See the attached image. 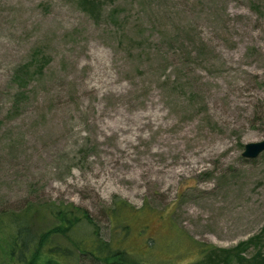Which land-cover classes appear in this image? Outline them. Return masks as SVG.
Here are the masks:
<instances>
[{"label":"rangeland","instance_id":"1","mask_svg":"<svg viewBox=\"0 0 264 264\" xmlns=\"http://www.w3.org/2000/svg\"><path fill=\"white\" fill-rule=\"evenodd\" d=\"M262 140L264 0H0V215L74 204L110 240L124 200L143 264H193L188 237L251 259Z\"/></svg>","mask_w":264,"mask_h":264},{"label":"trees","instance_id":"2","mask_svg":"<svg viewBox=\"0 0 264 264\" xmlns=\"http://www.w3.org/2000/svg\"><path fill=\"white\" fill-rule=\"evenodd\" d=\"M111 206L108 210L110 240L104 238L101 226L90 212L74 204L44 205V216L55 222L43 232L34 231L33 212L36 216L41 209L32 205L21 213L1 214L0 264H79L82 257L99 264H143L145 258H139L127 248L128 242L125 246L122 242L130 237L132 220L140 218L146 206L138 209L124 200H115ZM140 233H146L144 225ZM179 233L177 230L176 235ZM186 240L193 245L197 257L193 264H264L263 251H258L251 259L245 256L244 249L254 239L232 249H218L189 237ZM174 243L176 251L172 259L175 260L179 245Z\"/></svg>","mask_w":264,"mask_h":264},{"label":"water","instance_id":"3","mask_svg":"<svg viewBox=\"0 0 264 264\" xmlns=\"http://www.w3.org/2000/svg\"><path fill=\"white\" fill-rule=\"evenodd\" d=\"M264 153V140L245 145L242 157L248 160L259 158Z\"/></svg>","mask_w":264,"mask_h":264}]
</instances>
